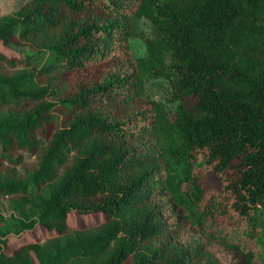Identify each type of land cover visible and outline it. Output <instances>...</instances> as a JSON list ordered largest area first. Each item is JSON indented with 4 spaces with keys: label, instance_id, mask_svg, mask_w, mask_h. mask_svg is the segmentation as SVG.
<instances>
[{
    "label": "trees",
    "instance_id": "1",
    "mask_svg": "<svg viewBox=\"0 0 264 264\" xmlns=\"http://www.w3.org/2000/svg\"><path fill=\"white\" fill-rule=\"evenodd\" d=\"M0 43L36 52L0 68V264H264V0H25ZM35 225L55 235L4 250Z\"/></svg>",
    "mask_w": 264,
    "mask_h": 264
},
{
    "label": "rangeland",
    "instance_id": "2",
    "mask_svg": "<svg viewBox=\"0 0 264 264\" xmlns=\"http://www.w3.org/2000/svg\"><path fill=\"white\" fill-rule=\"evenodd\" d=\"M25 0H0V14L12 12L17 9ZM154 35L153 24L145 17H139L135 19L132 24L130 35L128 36V48L129 51L136 55L141 56L145 53L144 38L152 37ZM0 53L4 58H0V68L6 72H12L16 69L28 67L26 63L30 59L31 55H34L35 49L24 43H12L9 45H3L0 43ZM33 64L37 62L35 58H31ZM170 89L167 80L162 77L148 78L143 82L141 95L145 101L156 100L160 101L166 108H171L174 102L168 98ZM21 154V161L15 166L17 174L24 175L26 171L34 168L36 162V155L26 151H18ZM7 163V162H6ZM9 164V163H8ZM207 182L217 187L218 177L211 172H207L204 175ZM9 196L0 195V215L3 220H10L14 215L10 213ZM104 214L99 213H87L78 214L70 212L67 214V223L71 227L87 226L98 223L104 219ZM55 232L46 230L45 228L35 225L32 229L22 230L19 233H9L6 236V243L4 244V250L10 253L13 248L27 241H43L46 238L54 236Z\"/></svg>",
    "mask_w": 264,
    "mask_h": 264
}]
</instances>
